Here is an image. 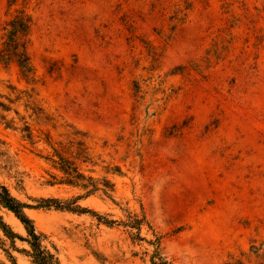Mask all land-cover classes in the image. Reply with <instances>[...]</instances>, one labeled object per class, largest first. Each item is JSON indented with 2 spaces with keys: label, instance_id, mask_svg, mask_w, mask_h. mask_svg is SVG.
Wrapping results in <instances>:
<instances>
[{
  "label": "rangeland",
  "instance_id": "374dc122",
  "mask_svg": "<svg viewBox=\"0 0 264 264\" xmlns=\"http://www.w3.org/2000/svg\"><path fill=\"white\" fill-rule=\"evenodd\" d=\"M22 6L0 0V49ZM26 6L36 83L0 62V182L29 204L84 195L60 183L48 161L57 149L115 185L110 197L79 200L98 216L28 210L60 260L264 264V0ZM32 90L48 121L28 107ZM77 139L88 159L77 145L68 149ZM1 214L24 234L11 213ZM24 248L0 234V263L12 264L11 254L31 264Z\"/></svg>",
  "mask_w": 264,
  "mask_h": 264
},
{
  "label": "trees",
  "instance_id": "16d2710c",
  "mask_svg": "<svg viewBox=\"0 0 264 264\" xmlns=\"http://www.w3.org/2000/svg\"><path fill=\"white\" fill-rule=\"evenodd\" d=\"M8 7H14L22 2V8L17 9L5 27H4V41L0 49V62L6 66L16 64L20 70L22 78L28 84L36 83V69L32 62L29 45L31 43V36L33 30V17L28 12L27 6L31 0H7ZM40 1V0H38ZM34 90L26 92L29 98L28 107L34 112L35 116H38L36 121H48L49 118L42 108H40L34 100ZM0 106L5 107L0 103ZM27 132V138H32V130L29 125H26L23 129ZM77 138H82L85 134L81 131H76L74 134ZM49 139L50 137L47 136ZM77 145L78 155L81 159H88L86 156H82L84 153L85 144L83 142L74 140L68 143V149L72 151L74 146ZM54 154L48 158L51 165L57 169L62 176L60 177V183L78 188L85 192L84 195L70 199H58V198H31L36 204H29L19 200L13 196L8 186L0 182V234L7 240L11 241L13 247H15L16 241L24 243L27 248L19 250L25 255L31 264H64L56 252L49 248L48 237L45 233L40 231L36 225L34 219H32L28 210H48L56 209L61 211L72 212L75 214L92 213L97 215L96 212L87 210L78 204L79 200L88 198L98 192L103 193L104 196L110 197V192H114L115 185L111 180L107 178L97 179L91 175H88L86 171L82 170L76 162V158L67 156L61 151L54 149ZM5 210L11 213L16 220L20 222L23 227L24 234H20L14 231L8 223L5 222L1 211ZM100 217V216H99ZM114 223L107 222V224ZM130 223V222H129ZM131 224L140 226L139 220H133ZM9 261L12 264H17L16 259L8 254ZM163 264H170L165 259H160ZM154 264H157L153 261ZM1 264V263H0Z\"/></svg>",
  "mask_w": 264,
  "mask_h": 264
}]
</instances>
